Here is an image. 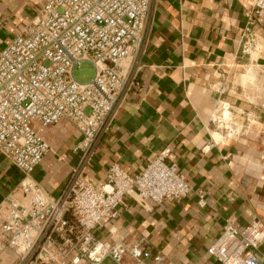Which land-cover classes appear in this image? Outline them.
Listing matches in <instances>:
<instances>
[{
	"label": "crops",
	"instance_id": "1",
	"mask_svg": "<svg viewBox=\"0 0 264 264\" xmlns=\"http://www.w3.org/2000/svg\"><path fill=\"white\" fill-rule=\"evenodd\" d=\"M46 1L0 0V49ZM245 9V0H151L140 47L117 67L126 76L136 71L139 86L129 91L109 131L96 141L86 173L103 182L108 167L117 164L135 175L169 147L166 161L194 191L183 199L143 205L126 196L116 216L94 228L97 239L113 241L125 234L128 241L144 239L164 257L160 264H219L207 248L225 219L239 228L253 220L264 225V27L260 21L254 25L259 50L252 57L243 54ZM221 102L239 112L238 121L247 128L242 135L227 138L211 129ZM41 135L50 150L31 176L57 196L83 161L76 148L80 133L61 119ZM21 178L0 152V207ZM256 256L264 262V240ZM15 263L12 250H0V264Z\"/></svg>",
	"mask_w": 264,
	"mask_h": 264
},
{
	"label": "built area",
	"instance_id": "2",
	"mask_svg": "<svg viewBox=\"0 0 264 264\" xmlns=\"http://www.w3.org/2000/svg\"><path fill=\"white\" fill-rule=\"evenodd\" d=\"M246 24L241 52L249 57L260 44L254 25L264 27V0H245ZM151 11V0H47L14 38L0 49V152L22 178L0 207V250L13 251L15 264H160L164 257L144 239L128 241L127 234L99 240L93 230L109 223L124 197L140 205L171 202L193 190L165 147L135 174L108 167L97 182L86 167L99 137L107 133L129 91L139 86L137 72L123 75L119 62L140 47ZM94 68L93 77L76 80L73 70L82 62ZM239 112L221 102L212 114V130L223 137L246 131ZM61 119L80 133L76 148L83 153L57 196L34 181L33 169L50 150L44 128ZM249 120H247L248 122ZM204 204L203 191H196ZM264 240V225L253 220L237 227L231 218L207 252L219 264H264L256 250Z\"/></svg>",
	"mask_w": 264,
	"mask_h": 264
},
{
	"label": "rangeland",
	"instance_id": "3",
	"mask_svg": "<svg viewBox=\"0 0 264 264\" xmlns=\"http://www.w3.org/2000/svg\"><path fill=\"white\" fill-rule=\"evenodd\" d=\"M94 75V68L89 62H82L79 67L73 70V76L76 80L80 82H85L90 80Z\"/></svg>",
	"mask_w": 264,
	"mask_h": 264
},
{
	"label": "bare ground",
	"instance_id": "4",
	"mask_svg": "<svg viewBox=\"0 0 264 264\" xmlns=\"http://www.w3.org/2000/svg\"><path fill=\"white\" fill-rule=\"evenodd\" d=\"M238 77H239L240 79H242V81H244V80H245V78H244L245 76H244V75H242V74H241V75H239ZM243 78H244V79H243Z\"/></svg>",
	"mask_w": 264,
	"mask_h": 264
}]
</instances>
